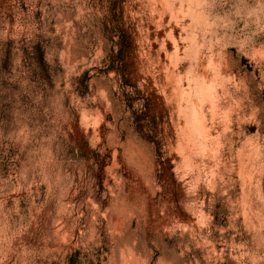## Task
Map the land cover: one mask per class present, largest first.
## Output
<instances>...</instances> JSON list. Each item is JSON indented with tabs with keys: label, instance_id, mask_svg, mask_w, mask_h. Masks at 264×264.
Masks as SVG:
<instances>
[{
	"label": "clouds",
	"instance_id": "1",
	"mask_svg": "<svg viewBox=\"0 0 264 264\" xmlns=\"http://www.w3.org/2000/svg\"><path fill=\"white\" fill-rule=\"evenodd\" d=\"M262 184L264 0H0V264H264Z\"/></svg>",
	"mask_w": 264,
	"mask_h": 264
},
{
	"label": "rangeland",
	"instance_id": "2",
	"mask_svg": "<svg viewBox=\"0 0 264 264\" xmlns=\"http://www.w3.org/2000/svg\"><path fill=\"white\" fill-rule=\"evenodd\" d=\"M39 7L40 6H39V3H38L37 6H36V10L33 13V18L34 19H37V20H39V17L41 16V12L39 10ZM19 9L23 10L24 12H27L28 11V8H27L26 3H20L19 4ZM122 18H123V13L121 14V19ZM129 19H131V17H129ZM165 19H167V17H165ZM14 23H15V20L12 19V18H9V31L10 32L12 31V26L14 25ZM125 24L127 25V27L126 28H122V32L124 33L123 39L125 40V42H127L129 38H131L134 41L135 38H136V35L134 34L135 33L134 23H128L126 21ZM149 31L151 32V27L149 28ZM159 35L162 36L163 35V31H161L159 33ZM6 42L8 44L13 43L14 42V37L8 39ZM153 47L155 48L156 45H153ZM168 47L171 49V45L170 44L168 45ZM242 59H243V61H246L247 58H242ZM249 70L251 71V67H249ZM207 98L209 100L212 99V97H211L210 94H207ZM243 182L244 181L242 180L241 181V187L243 186ZM262 189H264V184H262ZM237 190L239 191V188ZM221 246L222 245L215 244V242H214V247H215V250H216L217 253L219 252ZM195 254L197 256V259H200L202 261V264H211V261L210 260L205 259L206 256L211 255L208 252L207 248H205V249H195ZM234 264H235V262H234Z\"/></svg>",
	"mask_w": 264,
	"mask_h": 264
}]
</instances>
